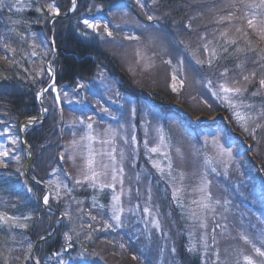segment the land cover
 I'll use <instances>...</instances> for the list:
<instances>
[{
  "label": "rangeland",
  "instance_id": "obj_1",
  "mask_svg": "<svg viewBox=\"0 0 264 264\" xmlns=\"http://www.w3.org/2000/svg\"><path fill=\"white\" fill-rule=\"evenodd\" d=\"M141 2L145 4L143 10L144 16L142 19L132 22L126 31L134 29L136 21L153 26L150 28L149 33H144L142 35V51H146L149 55L153 52L158 54L155 58L156 67L150 73L135 71L136 57L134 48L120 47L115 43L108 42L110 38H105V40H103L105 41L104 45L111 49L112 55L109 59L112 57L116 58L117 64L115 66L121 68V70L129 76L128 80L131 84H138L139 82V85L146 88L147 80H156L157 82H160V80L167 82L171 81V67L163 63L161 64V57L164 59L168 58V55L161 51L164 47H167L169 53L173 55L174 64L176 62L175 56L177 49L179 50V54L184 55V76L188 83L190 76L195 80L198 78L197 75L201 76L200 81H204L205 78H210L215 83L219 79L218 73L225 67L230 69V76L237 73L236 66H233L231 63L230 54L227 62H224L223 59L220 58L213 63L211 68H208L206 65L204 67H189V65H194L195 62L191 59L190 53L185 51L184 45L179 44V41L183 40L192 50H195L199 45V35L204 32L209 34L208 39H212L213 44L216 43L213 37L214 30L218 27H227V25L217 26L215 23H212L211 21L214 13L209 12L208 7L219 3V0H185L178 2L175 0H157L155 4L152 3V0H141ZM91 4L92 3H90V6L93 7ZM14 8H18V6ZM199 12L204 13L203 17L197 15ZM145 13L154 15L158 19L149 22L147 21ZM177 13H181L179 18L176 16ZM186 13H188V16H186L188 18H190V16H196L197 19L195 20H198L197 24H193L192 21L187 20L184 25H181V19ZM125 16L126 15L123 14L119 18L120 24L122 25ZM189 23H191L192 26L191 30L185 28V25ZM156 25L159 27L156 28ZM88 30L92 33L91 29ZM216 34L218 35V33ZM149 35L155 37L151 44L148 43ZM186 35L190 38L185 39L186 37L183 36ZM87 36H89V34ZM253 36L257 38L255 35ZM254 37H251L252 42L256 41ZM122 38L123 34L120 35L119 38L116 37L117 40H122ZM49 39L50 38L45 34L35 37L31 36L29 39L33 52L36 53L35 56L29 52L26 53L27 60H32L34 62L28 71L29 73H33V76L40 71V77H43L42 68L44 67L42 66L51 53ZM172 41L177 42L176 48L171 46ZM220 42L223 43V41ZM124 43L125 45L128 44L127 41ZM241 43L244 44L243 39H241L240 44ZM211 46L212 45H210V47ZM197 56L200 59H205V54L202 50L197 52ZM106 63L107 62L100 60L96 61L95 70H98L94 79L89 82H80L82 86L80 90L77 88L79 86L77 84L72 88L63 89L61 92L63 105L59 113L61 114L60 117H62V125L58 121L51 140L47 139L45 142L46 149L49 153L47 154L46 152L44 158L46 161H50V154L55 158V163L52 166V175L49 181L60 180L68 184V187L72 189V191L68 193L63 187L56 189L55 183L49 184V181L47 182L50 190L49 198L52 199L53 206L56 207L55 209L62 212L64 217V220L61 219L60 226L62 229L59 235H62L63 231H65V234L71 236V240L74 241L73 238H75V233H77L79 229L84 230L77 238V242H81L87 239V235H84L83 238V233L89 228L86 225L89 223L88 221L93 224H99L102 220H108L110 223H114L110 220L111 209L114 203L112 201V196L121 192V186L118 182L116 183L115 193L111 188L105 187L101 189L99 184H97L96 187L98 191L94 188L92 203H88L86 207L82 205V199L84 200L85 197H83V190L81 188L87 191L85 194H88L89 191H93V189H91L92 187L89 186L90 182L86 181L81 185H75V180L77 178L83 179L82 170L84 168V159L81 156L80 149H73L71 142L73 139H76L80 142L81 146L88 143L86 140H80V137L89 131L86 127L87 123H92V129L90 131L95 139L91 143L97 152L101 149L110 150L114 146L117 149V159H119L120 149L125 150L127 158L124 161V185L123 194L121 195V205L124 208L121 218L124 222V226L115 231L111 228L106 229L113 232L112 235L114 236L110 234V238L114 239L116 243L124 244V248L131 246L132 257L140 260V264H179L176 257L183 258L186 248L189 250L180 240L178 243L176 242L174 239L176 233L171 232L170 234L169 229L165 227V220L160 214L161 210H157L159 209V204L156 203L158 193L162 198L170 196L169 201L172 202L171 206L163 200V202L167 204L165 207L168 215L171 214V208L172 211H174L172 206L175 200H179L177 202L183 203L186 200L185 196H189V193H196L192 186H195L197 189L195 195V200L197 202L202 201L207 193L211 194V201L205 202L211 203L215 211L208 213L206 216L207 229H201L199 227V220L193 219L191 215L193 212H195L197 216L201 215L199 204L196 206L191 204L189 206L180 205V208L184 212V221L186 226H188V236L192 239L194 244L201 246L204 250V241L202 237L205 234H207L208 237L207 243L209 247L217 245L216 248L219 249V244L227 240H240L239 233L241 232L250 237H254L264 231V186H262L264 181H262L261 184L259 180V175L264 176V149L256 147L254 150L252 143L245 140L247 134L233 125L228 119L225 121L226 128L224 127V131L233 136H238L236 140H240L238 142H241V145L243 144L247 145L249 148H253L247 157L237 152L231 145H228V147L232 148V158L226 155L220 156L219 149L213 145L212 139H210L206 133L202 135V143H197L193 135L192 137L194 138H192L191 141L186 142L184 135L179 142L175 140L170 143L167 137L169 136L172 138L173 136H177L181 127L177 126L175 122L180 125L179 121L182 120V117L183 119L188 117L192 122H195L200 119H208L209 121L212 115L194 113L187 105L181 103L182 105H178L180 106L178 110L183 115L180 118L176 116L179 120H172L171 125L165 128L159 121L160 118L150 112L151 110L148 108L147 101L144 97L138 99L139 101L126 99V96L118 89L120 79L118 77V79L115 78L116 74L113 73L111 63ZM125 67L127 70H124ZM129 67H132L134 71L130 72L128 70ZM196 69L199 70L197 71ZM193 71H195L197 75H191ZM200 84L202 85V83ZM255 86L259 89L257 81ZM136 87L141 88L140 86ZM127 90L129 91V89ZM180 90L181 88L179 84H177V91ZM188 92L190 96L197 99L194 93ZM259 92L263 95L264 89H259ZM209 95L216 104L223 105L222 101L216 100L211 96V93ZM55 106L57 105L55 101L52 100L49 114L45 116L46 121L49 120L50 113L51 115L56 113ZM103 109H107V112L103 111ZM133 109H135L134 112ZM63 111L64 116L62 114ZM89 117L92 118L90 121L88 119ZM170 118L172 119V117ZM222 118H224V116ZM139 119L140 123H137ZM80 120H84L85 123L80 124ZM138 125L143 131V140L141 144L139 141ZM108 129H111L115 133V142L114 144L102 145L100 143L101 140L112 139V133L106 131ZM158 129H162V133L158 132ZM5 130H7L6 134L0 135V144L5 145L10 151L9 155L2 159L5 160L6 163L12 162L11 166L16 165L15 170L19 169V171H16V174H19V172L23 170V165L25 163V150L19 144V125L11 119H7L6 121L0 118V133H5ZM58 130L62 131L63 139L61 141L60 138L55 135ZM73 133H75V135H73ZM161 134L165 137V144H167L168 147L165 148L162 146L160 152L151 153L144 146L145 140L148 142V148L154 147L159 144V136ZM214 134H216V132H213L211 137H213ZM132 136L136 137L135 144H132ZM9 137L15 138L16 143L12 144ZM206 138H208L207 142ZM125 139L128 140L127 144L124 143ZM220 142H224L222 136ZM138 143L140 145H138ZM133 149H135L134 155ZM177 149H180L183 159L177 154ZM253 151L254 157L260 159V163L253 157ZM73 152L76 154L75 166L68 158L69 154ZM164 152L168 153V156L171 157L173 162L171 175H169L168 159L162 154ZM61 155L64 157L62 163L60 161ZM14 156H18L19 160L13 159ZM206 158L211 159V164L205 163ZM131 160L133 165L131 166V170H128ZM154 161L160 165L163 172L153 166ZM11 166L9 168H11ZM213 168H215V171L212 170ZM65 173L68 175H65ZM181 173L183 174V178H181ZM22 175L25 177L24 173H22ZM137 175H139V179H137ZM205 176L207 181H210V184H208L205 191H201ZM166 180L171 182L170 185L172 189L166 187L164 183ZM71 181H73V183ZM111 182L110 175L107 177H100V183L108 184ZM186 187H188L189 191H186ZM129 189H131V191H129ZM137 189L139 190V194L137 193ZM149 189H151V200H149ZM175 189H179L180 191L177 197L174 198L173 191ZM57 191H59V196L56 195ZM7 193L11 194L10 191H7ZM106 196H109L108 209L105 210V206L103 209H100L98 205H103V200H100V198ZM77 201H80V203H77ZM216 201H219V203L217 204ZM26 202L28 203L27 206H31V199H26ZM73 202L77 205H74ZM94 202L97 205L96 207L93 206ZM85 204L86 202L84 201V205ZM78 205L82 207L77 208ZM137 205H139V208L136 207ZM145 206L151 209L150 214H145L143 212ZM174 214L176 213L174 212ZM91 216H96V220L92 221ZM14 217L17 221H22V225H26V227L32 226L29 234L33 233V236L37 238L40 236L41 227L44 225V222L47 225L46 228H49V224H53L54 222L53 216L47 217V221H45V218H42L43 220L40 221L39 218L41 216H39L38 208L24 215H17ZM156 220L159 221L160 226L158 228L154 224ZM83 223H85V225ZM216 223H219L221 227L216 229L215 235L218 243L214 245L211 237L213 235L212 229ZM81 225H83V227H81ZM224 225H227L226 229ZM101 227L100 225L97 226L99 232L101 231ZM162 227H165V231L163 232H161ZM13 238L16 239L17 236L13 235ZM63 239L65 240L59 242L58 247L54 251L58 253L56 258L48 256L43 251L44 254L42 257L46 262L45 264H103L101 261H96L95 256L93 258L89 257L87 250L83 248L84 246L79 245L81 249L78 254L74 255L70 253L72 247L68 245L71 244L72 246L73 243L66 240V236H64ZM33 244L34 242H30L31 248L28 247L29 256ZM51 245L52 242L48 244V246ZM67 246L68 249L64 250L63 248ZM175 247L176 251H173ZM101 252L102 251L99 253ZM113 253L114 252H111L108 257H111Z\"/></svg>",
  "mask_w": 264,
  "mask_h": 264
},
{
  "label": "trees",
  "instance_id": "obj_2",
  "mask_svg": "<svg viewBox=\"0 0 264 264\" xmlns=\"http://www.w3.org/2000/svg\"><path fill=\"white\" fill-rule=\"evenodd\" d=\"M21 2L23 0H20ZM59 5L62 13H65L69 6L70 0H55ZM58 1V2H57ZM96 4H100L106 8H113L115 5H120L123 0H93ZM185 1V0H175ZM210 1V0H209ZM5 7L0 8V118L2 120L11 119L17 123L22 120L34 117L40 114L41 108L36 102V93L42 87L44 82L49 78L46 68L42 72L40 77V71L33 76V73H29L30 66L27 64L29 61L26 58V53L33 52L32 45L30 43V37L39 36L45 34L50 38L49 21L51 14L48 12L47 5L52 3L53 0H25L28 5V9L25 13L23 5L17 8H9L8 6L14 4L15 0H6ZM60 2V3H59ZM81 7L76 9L74 14L67 19L56 20L53 25V36L56 41L57 52L53 57V65L57 76V84L60 86L73 85L79 80L90 79L95 72L96 61L107 62L106 64L112 65L113 69H118L116 58H111V49L105 46L103 42H96L94 39H85L84 28L81 26L80 18L86 11V5L83 0H79ZM40 8L41 11L36 9ZM82 8V9H81ZM132 11H137L136 7H129ZM12 11V12H11ZM181 13H177L176 16L180 17ZM175 16V15H174ZM173 16V18H174ZM188 13L184 14L181 19V25H184L190 18L186 17ZM172 18V19H173ZM193 24H197L198 20H190ZM197 32V31H196ZM251 37H254L250 34ZM185 39H189L188 35L183 36ZM255 38V37H254ZM254 44L264 47V41H260L255 38ZM202 43L199 41V44ZM8 45L15 51H9L5 47ZM241 47L244 46L241 43ZM230 54V60L233 66L237 63L244 61V54H233L232 49H229V53L223 54L221 58L224 62L228 61ZM251 55V54H249ZM238 56V59H237ZM6 57V58H5ZM45 66V65H44ZM254 66L248 63L245 66L246 71H250ZM34 77V78H33ZM259 79L257 76L256 80ZM148 90H152L158 98H163V101H173L179 99L183 103L187 104L193 111L204 110L210 115L219 109V106L212 104L211 108L204 107L194 97L188 95L186 92L182 96H177L170 91L167 85V81L157 82L156 80H147ZM253 91V90H252ZM48 100L52 103L54 97H48ZM259 101H264V96L259 95ZM50 103V106H51ZM201 106V107H200ZM200 107V109L198 108ZM55 106V114L50 113L48 121L38 123L36 126L26 129V137L33 150L35 151V160L32 167V176L44 179L49 176V171L55 163V158L50 154V161H46L44 156L49 153L47 149H40L46 140H51L56 124L62 125V117L60 110ZM207 113V114H208ZM59 137V130L55 134ZM264 140V139H263ZM40 144V145H39ZM262 146V141L258 142V147ZM264 149V147L262 148ZM4 165H0V182L3 177H9L8 171L3 170ZM6 169H10L6 167ZM14 169V166H11ZM15 177V176H11ZM38 193L41 192V188L35 186ZM2 186L0 184V199L4 196ZM183 196V195H182ZM186 200L179 203L175 200L172 206L174 211L171 210L170 215H164L165 208L164 202H160L161 210L160 214L165 218V227L171 232L176 233L174 239L178 243L179 240L186 245L188 249L193 248V251H189L186 248V253L183 258H178L179 264H214L216 257L214 255L217 245L209 247L204 250L201 246H198L192 242V239L188 236V226H186L184 212L180 208L184 205H196L194 203V193H189V196H185ZM162 199L160 194H157L156 200ZM170 206L172 202L168 198L165 200ZM1 205V204H0ZM167 205V204H166ZM181 205V206H180ZM15 207H11L9 211L15 210ZM174 212L176 214H174ZM10 214V213H9ZM5 215V214H3ZM47 214H43L40 218L42 221L48 220ZM43 218V219H42ZM4 225V226H3ZM21 225L18 222H9L8 224L0 221V264H33L29 260L28 247L30 242H34L37 237L33 236V233L29 234L31 227H19ZM53 224H49V228L44 222L41 227L40 236L47 234ZM101 231H96L97 226H92L88 229L87 234L91 233V239L82 240L79 242L80 246L87 250L88 256L93 258L95 256L96 261H103L105 264H140V260L132 257L131 246L121 248L119 243H116L114 239H110L109 233L105 230L104 224L100 225ZM165 227L161 228V232L165 231ZM34 232V231H33ZM81 231L75 233V238L72 243L74 247L70 250V253L78 254L80 247L77 243V238L80 236ZM13 235L17 236L16 239ZM39 236V237H40ZM59 239V238H58ZM58 239L54 238L51 241L44 242L38 246L36 251L37 259L44 263L42 255L44 252L47 255H51L58 247ZM222 239V238H220ZM52 242L51 246H48ZM219 252L221 260H225L227 257V264H235V261L239 259L240 264H245L243 257L238 256V250L243 249L245 254L253 255L254 259H259L252 252L251 245L245 244L240 240H227L222 244H219ZM176 251V247L174 248ZM44 251V252H43ZM102 251L101 253H99ZM114 252L113 255H108ZM28 257V259H25ZM118 260V261H116Z\"/></svg>",
  "mask_w": 264,
  "mask_h": 264
},
{
  "label": "snow or ice",
  "instance_id": "obj_3",
  "mask_svg": "<svg viewBox=\"0 0 264 264\" xmlns=\"http://www.w3.org/2000/svg\"><path fill=\"white\" fill-rule=\"evenodd\" d=\"M137 4L143 9L145 4L141 2V0H136ZM157 0H152V3L155 4ZM20 3V0H15L14 4L9 5V8H14ZM5 7L4 0H0V8ZM114 7L120 8V5H115ZM76 8V0H72V10ZM48 12L52 15L58 16L60 14L59 6L53 0L52 3L47 5ZM17 10H19L17 8ZM37 11H41L40 8L36 9ZM97 11L101 12L102 7L97 6ZM208 11L214 13L212 23H215L217 26L227 25V27H218L213 32V37L216 41L213 44L212 39H208V33L204 32L199 35V40L202 42L200 43L195 50H192L185 41H179V44L184 45V49L186 52H189L191 55V59L194 60V65H189V67L200 66L204 67L205 65L208 68L213 66V63L218 61L223 54L229 53V49H232L233 54H244L245 59L236 64V68L240 71L230 76V69L225 67L222 71L218 73L219 79L214 83L212 79L205 78L204 81H197L198 83H202L203 87H205L210 93L211 96L214 97L216 100L222 101L223 105L226 106L227 110L231 112L233 119L236 121V125L239 129H241L244 133H246L252 140L259 142L261 136L259 133L264 132V105H261L260 109L257 111L256 106L251 103H247L245 93L248 92V84H251L254 80H256L257 76L259 79L257 83L259 84V89H264V47H260L257 44H254L251 40V36L255 35L260 41H264V0H219V3L213 4L208 7ZM127 15V13H124ZM147 21L151 22L157 20L158 18L154 15H149L145 13ZM199 17H203L204 13L199 12L197 14ZM197 19L196 16L191 17L190 20ZM84 25L85 29H91L92 33L100 40H105V38H110L108 42L115 43L120 47H132L134 48V54L136 57L135 60V71L140 73H150L155 67V58L158 55L157 53L153 52L149 55L146 51H142L143 43H142V35L144 33H149L150 28L153 26L149 24H143L140 21H136L135 28L129 31H126L119 24H113L111 20H108L105 16H94L91 19L85 18L81 21ZM109 25H112L110 28ZM156 28L159 26L156 25ZM191 23L185 25V28L191 30ZM102 29V31H101ZM113 29L117 30L116 35L123 32L122 40H117L116 35H114ZM139 33V34H138ZM218 33V35L216 34ZM84 35H88L87 32ZM155 37L149 35L148 36V43L151 44ZM243 39L244 46L241 47L240 41ZM125 41L128 42L125 45ZM220 41H223L221 43ZM176 41L171 42V46L176 48ZM210 45H212L210 47ZM9 51L14 52V49H11L8 45H5ZM219 49V51H218ZM203 51L205 54V59H200L197 56V52ZM161 51L168 55L167 59L161 57V63L168 65L171 67V89L173 92L177 91V84L181 88L184 87L185 79V57L182 54H179V50L176 51L175 56V64L173 63V55L169 53L168 48L164 47ZM251 54V55H249ZM33 56L36 55L35 52L32 53ZM6 58V57H5ZM238 59V56H237ZM251 63L254 67L250 71H246L245 66ZM130 72L134 71L132 67L128 69ZM197 71L199 69H196ZM259 89L256 92H253L251 95L252 97H256L260 95ZM53 91L55 88L53 87ZM59 97L57 96V100ZM207 104V101H205ZM211 107V105H208ZM46 111V110H45ZM103 111L107 112V109H103ZM135 109H133V112ZM115 118V117H114ZM89 121L92 119L91 117L88 118ZM80 124H84V120L79 121ZM87 129L89 130L85 135L80 137L81 141H88L87 144L83 146L80 145V142L76 139L72 140L73 149L79 148L81 151V156L84 159V168L82 170L83 179L77 178L75 180V185H81L83 182H90V187L95 188L97 184L101 189L107 187L111 188L115 193L116 183L118 182L121 186V192L119 194H114L112 196L113 206L111 209V217L110 220L114 223H110L108 220L104 221L105 228H111L115 231L118 228L124 226V222L121 218L122 213L124 212V208L121 205V195L123 194V185H124V161L126 160L127 156L124 149H120L119 151V159H117V149L113 146L110 150L101 149L97 152L93 146L92 141L95 137L91 134L92 123H87ZM5 133H0V135H5ZM112 133L111 140H101L100 143L102 145L107 144H114L115 142V133L108 129L106 130ZM162 129H158V132L162 133ZM75 135V133H73ZM12 144L16 143L15 138L9 137ZM132 144L136 143V137L132 136L131 138ZM221 136L219 133H216L212 137V143L219 149L220 156H227L232 158L233 152L231 147H225V145H231L233 143V138L231 136L225 135L224 142L221 143ZM207 142V138H206ZM125 144L128 143V140L125 139ZM144 146L148 151L151 153H158L161 151V147L167 148L168 145L165 144V137L163 134L159 136V144L154 147L148 148V142L145 140ZM9 149L5 147V145L0 144V165L7 166L4 163L3 157H7L9 155ZM177 154L183 159V155L180 149H177ZM135 154V149H133V155ZM168 159V168H169V175H171V169L173 168V162L170 156H168L167 152L162 153ZM69 160L72 161L73 165L76 164V154L75 152L69 154ZM106 158V159H105ZM13 159L19 160L18 156H14ZM64 157L61 155V160ZM211 159L206 158L205 163L211 164ZM153 166L156 167L158 170L163 172V169L160 168V165L153 162ZM215 171V168L212 169ZM19 171V169H17ZM65 175H68L65 173ZM111 176V183L104 184L100 183V177H107ZM181 178H183V174L181 173ZM137 179H139V175H137ZM49 184L55 183L56 189L63 187L68 193L72 191L71 188L68 187V184L63 183L60 180L57 181H49ZM210 181H207L206 176L204 178V185L201 188V191H205ZM32 189H28V192H31ZM131 191V189H129ZM179 189H175L173 191V197H177L179 193ZM137 193L139 194V190L137 189ZM151 189H149V200H151ZM56 195L59 196V191L56 192ZM95 201V198H94ZM211 201V194L207 193L204 199L200 202L194 201V203H199V207L201 208V215L197 216L195 212H193L192 218L199 220V227L201 229H207L208 225L206 222V216L210 212H214L215 209L211 206V203L205 202ZM43 203L48 205L49 203V195L45 194L43 196ZM80 203V201H77ZM218 204L219 201H216ZM96 207V203L93 204ZM100 209L104 208V205H98ZM139 208V205L136 206ZM143 212L145 214H150L151 209L147 206L143 208ZM67 214V213H65ZM91 220L95 221L96 216H91ZM0 221L5 224H8L10 221L15 222V218L8 217L6 215L0 214ZM155 226L158 228L159 221H154ZM19 227H26V225H17ZM83 227V225H81ZM89 228L92 227L91 224L88 225ZM221 225L216 223L212 229V243L215 245L218 243L216 239V229L220 228ZM224 228H227V225H224ZM87 238L91 239V233L87 234ZM239 238L248 245H251L252 252L255 254L256 257L259 259H254L253 255L245 254L243 249L238 250L237 255L242 256L245 264H264V231L260 232L258 235L254 237H250L249 235L244 234L243 232L239 233ZM207 234L202 237L204 241L203 247L205 248L206 252L209 247L207 243ZM66 240H71V236L66 235ZM71 247V244L68 245ZM121 248H124V244H120ZM31 248V245H29ZM193 248H190L189 251H193ZM175 251V249H173ZM214 255L216 260L214 264H227V257L225 260H221L219 249H215ZM135 259V257H133ZM28 259V257H25ZM36 264H39V261H36ZM235 264H240L239 259L235 261Z\"/></svg>",
  "mask_w": 264,
  "mask_h": 264
},
{
  "label": "water",
  "instance_id": "obj_4",
  "mask_svg": "<svg viewBox=\"0 0 264 264\" xmlns=\"http://www.w3.org/2000/svg\"><path fill=\"white\" fill-rule=\"evenodd\" d=\"M69 13H70V11L68 12L67 15H69ZM59 18H62V16H59ZM52 46H54V43H52ZM50 62H51V56L48 59L47 65H48L50 71L52 72V68L50 66ZM51 77L52 78L54 77V74L53 73L51 74ZM44 90L45 89H43V91ZM55 92H56V96L59 97V95H58V87H55ZM58 100L60 101V99H58ZM39 103L43 106L44 110H46V107L43 104L42 98H39ZM44 116H45V112H43L42 115H41V117H39V118H33V119H28V120L23 121L22 124H21V126L29 125V122H36L37 120H42L44 118ZM31 160H32V158H30V161L29 162H31ZM27 167H28V165H27ZM40 241H41V239L38 240V243Z\"/></svg>",
  "mask_w": 264,
  "mask_h": 264
}]
</instances>
